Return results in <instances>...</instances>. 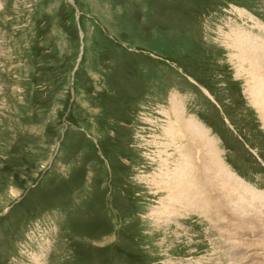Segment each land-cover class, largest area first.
Instances as JSON below:
<instances>
[{
	"label": "rangeland",
	"instance_id": "1",
	"mask_svg": "<svg viewBox=\"0 0 264 264\" xmlns=\"http://www.w3.org/2000/svg\"><path fill=\"white\" fill-rule=\"evenodd\" d=\"M238 8L264 22V0H0V264H264V128L221 35L260 34ZM174 100L208 135L175 141L181 167L231 172L197 168L219 219L162 210Z\"/></svg>",
	"mask_w": 264,
	"mask_h": 264
},
{
	"label": "bare ground",
	"instance_id": "2",
	"mask_svg": "<svg viewBox=\"0 0 264 264\" xmlns=\"http://www.w3.org/2000/svg\"><path fill=\"white\" fill-rule=\"evenodd\" d=\"M236 11L240 14V17L247 16L249 18H252L251 19L253 21L252 29H257L260 32V34L258 33V35H255L256 33H253L252 31L242 30L241 28L238 29L239 28L238 27L234 29L232 28L230 30L231 32L228 34H225L223 32V34L221 35H223L225 46L229 51L231 50L229 55L231 57L232 62L235 65L238 76H241L244 79L242 80L245 81V93L249 99L248 101L249 103H251V105H253L256 108L264 128V37L261 36L264 35V22L258 19L255 15L252 16L251 14H248L246 11L241 10L239 8ZM234 26H238V25L235 24ZM171 107H172V114L175 116V120L169 121L165 127L168 128L173 143H169V142L162 143L164 147L167 145V149L163 150L165 154H168L167 150L169 148L173 146L176 147L175 141L179 140L178 138L180 136L182 137L181 135L182 133L183 135H185V137H187V139L189 138L190 140H193L194 136H197L194 139V143H201L199 138L203 135L206 137L208 136L206 133H203L201 131L200 128L201 121L199 122V120L194 117L184 118L185 116L184 109L180 100H174L173 105ZM209 138L211 142L205 143L206 150H210L215 146V140L211 137ZM176 148H177V152L179 153V158H174L172 156L170 163H169V158L168 160L167 158H163L162 159L164 161V165L162 167L163 172L161 173V175L157 174V177L154 176L156 182L162 184L167 189V196L169 202L167 204L165 202L163 203L162 210L164 208V212H166V215H172L175 212L172 211L173 208L175 209L176 207H179L180 209H182L180 205L183 206L184 210L185 209L194 210L195 208L197 209L202 208L203 211L208 209L206 212L207 217L209 218L215 217V219L216 218L219 219L220 215L222 214L221 211H219L220 209H218L216 204L220 200V197L218 195L215 196L214 198L210 197L209 195L206 194L208 193L207 191L205 190L202 191V189L198 187L200 186L199 180L203 178V175L201 170L197 168L201 169L205 166H209L211 172L215 175L220 176L222 181H224L227 176L228 177L231 176V172L223 162L222 164H216L212 158V155L208 154L207 152L205 159L202 160L199 163V165H197V168H193L190 166L191 169H189L187 168V165L181 167L180 165L182 160L181 157L184 153H186V151H183L184 147H181V145L177 146ZM214 151H216L217 154L219 153L217 148H214ZM179 167H181L180 171L179 169H177ZM196 174H199V178L197 182L195 178ZM209 179H210L209 181L207 179V184L204 185L205 189H207L209 186H210L209 189H211L210 183L212 181H214L213 186L225 187V183L221 185L220 180H218L216 177L210 175ZM236 180L238 182V185L242 186V182L239 181L237 178ZM193 187H195V189H193ZM203 192L205 193L206 198L200 196ZM253 194L255 195V192ZM223 196L226 198V200H231L232 198L231 194L230 195L223 194ZM254 198H256V196H254ZM210 200H212V202H210ZM247 201H251V200L247 199ZM243 209L245 211L252 210L254 212H257L256 210L250 208V205L247 207L243 206ZM156 214L158 215V219L162 220L163 216L158 212H156ZM256 214L258 216V213ZM229 222L230 220L228 221V223ZM260 228H262V225Z\"/></svg>",
	"mask_w": 264,
	"mask_h": 264
}]
</instances>
